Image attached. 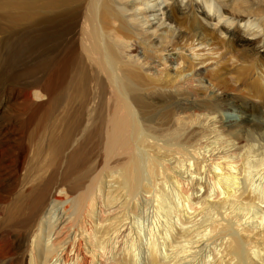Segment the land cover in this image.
Instances as JSON below:
<instances>
[{
  "label": "bare ground",
  "instance_id": "1",
  "mask_svg": "<svg viewBox=\"0 0 264 264\" xmlns=\"http://www.w3.org/2000/svg\"><path fill=\"white\" fill-rule=\"evenodd\" d=\"M81 1L73 4L78 8ZM87 1L93 5L91 14L76 9L66 33L46 15L44 33L30 42L23 34L13 37L16 49L33 58L16 77L19 87L5 100L10 108V103L22 105L25 116L0 117V260L125 264L119 258L128 255L133 264H250L258 256L256 263L264 264V210H255L264 191L251 187L263 180L264 170L250 175L246 148L252 144L243 148L234 141L224 148L218 143L245 125L256 126L255 117L241 109L231 119L222 112L224 104L206 97L205 90L201 94L174 84L168 91L155 82L164 68L175 70L172 53L136 54L131 44L122 53L118 49L120 40L140 34L135 22L148 23L155 12L156 23L146 31L159 35L148 37L149 45L161 49L168 42L175 52L184 39L182 32L174 37L183 23L174 11L182 0H171L163 9V0ZM58 2L67 4L0 0V9L9 14V21L0 19V48L12 37L15 23L37 24L41 10ZM195 2L212 14L228 10L223 0H187L185 14ZM125 11H131L128 19ZM227 12V23L241 17ZM90 37L93 47L85 43ZM43 45L47 61L41 69L36 52ZM73 52L71 84L59 88ZM212 142L216 146H206ZM148 205L158 225L153 233L148 229L153 237L143 254H135L141 230L134 218Z\"/></svg>",
  "mask_w": 264,
  "mask_h": 264
},
{
  "label": "rangeland",
  "instance_id": "2",
  "mask_svg": "<svg viewBox=\"0 0 264 264\" xmlns=\"http://www.w3.org/2000/svg\"><path fill=\"white\" fill-rule=\"evenodd\" d=\"M76 1L77 0H67L66 5H62L58 2L53 9H42L38 15L37 24L31 23L29 26H23L20 24L29 20L15 23L12 28V37L4 43L1 42L0 63L1 61L5 62L0 68V117L2 119L8 121L10 119L14 120L25 116V109L22 108V105L18 106L14 103H10V108L6 104L5 100L6 97L8 98V96L12 94V90L14 91L17 87H19L18 85L21 83H19V78L16 79V77L23 67L30 64L31 59L33 58L32 53H26L25 51L16 49L17 41H13V37L23 34L24 39L28 42L38 37L45 31L46 24L43 19L46 15H52L53 22L61 28L63 33H66L72 20V15L76 9H80L86 15L91 14L93 9L92 3H89L87 0H82L80 7L77 8L73 4V2ZM116 1L117 3H120L121 0ZM127 1L130 4H133L139 0ZM223 1L228 2V10L235 11L241 17L234 19L231 23H227L226 21L229 19L228 10H220L221 16L217 13L212 14L207 11L208 7H204V5L200 2H195L193 4V14L192 12L185 14L187 12V0H182V2L177 3V7H175L174 10L175 16L177 19L181 18L183 23L180 27L175 28L174 37L178 32H182L184 34V39L182 38L183 41L175 46L178 48H174L175 52L170 50L168 42H163V48L161 49L160 46L155 48L149 45L148 37H157L159 35V31L154 32L152 36L150 31H146V26H150V23H156L154 16H152L155 12L150 14L151 16H148V23L144 24L142 21L135 22V32H139L140 34L133 36L128 40H120L118 43V49L119 52L122 53L123 46L131 44V46L134 47L131 52L136 54L143 53L144 55L148 54L151 56L164 57L165 55H168L167 53H172L177 57L175 70L164 68L162 70V74H160L161 76L155 77V82L158 84H165L163 85V88H167L166 90L168 91L176 86L174 84H181L197 89L201 91V94H203L205 90L209 93V96L207 95L206 97L216 103L219 102L224 104L222 112L228 117L230 116L231 119V116L238 113V110L241 109L251 113L257 120V127L255 125H247L248 127L245 125L242 127V129L244 128V132H241V129L238 134H228L226 135V142L221 139L222 142L219 140L218 143H221L224 147L234 141H238L243 148L249 143L250 145L252 144V147L248 146V148H246L249 150L246 154V160H248L247 166H250L248 169L251 171L250 175H252L256 170H264V163L262 164L263 167L260 165L264 160V0ZM170 3L171 0H163L160 3V9H163V7H166ZM139 8L140 6H137L134 9L138 10ZM130 13L131 11H125L122 14L126 19H128ZM86 15L81 16L80 20H85ZM0 19L2 23L9 21V14L3 9H0ZM97 22L99 27L101 22L99 19ZM221 27H227L232 34H228V32L221 30ZM87 32L90 35L92 34V31L90 30ZM10 42H12V45L10 46L12 51L8 53L6 50L9 49ZM85 43L86 45L93 47L94 40L90 37ZM104 43L106 44V40ZM166 44L168 46L165 47ZM46 53L47 48L44 45L36 52L40 61L37 67L41 69L45 67V63L47 61V59L44 61ZM74 59L75 52H73L69 57L67 68L65 70V76L62 79L59 88L70 86L71 73L75 69ZM103 61L104 68H107L109 65L108 59L104 58ZM184 79L188 82L186 83ZM12 101L18 102V100ZM157 104L160 105V103ZM250 127L252 128L250 129ZM216 144H213L212 142L206 146L212 147L214 145L216 146ZM207 154L208 153H206V155ZM156 157H159V155ZM168 165L170 166L171 164ZM256 177L257 175H255V178ZM258 181L259 180L254 181V184ZM263 183L264 177L263 180L261 179L259 181L260 185H258V188L254 187V184L251 187L255 192L260 190L264 191ZM167 188L170 190V187ZM172 194L175 198L174 192H172ZM98 202L101 201H96L95 205H97ZM256 204L260 207V209L256 208L255 210H264V201L262 203H255V205ZM66 205H69V203H65V206ZM151 208H153L152 205H148L144 212L138 214V219L134 218V224H137L138 226L140 225L141 230L139 240L140 244H137L138 246L136 247L135 254H143V248H146L149 245V242L153 237L152 234H149L148 229L150 228L151 230L152 228L151 232L153 233L156 229V225H158L157 222H153L154 217ZM69 209L72 210V207ZM175 217L174 219L177 218ZM88 219L91 220L94 219V217L89 216ZM55 228L56 225H53L50 231L53 232ZM255 242L258 243L259 241L256 240ZM263 245L264 244H261L260 246L263 248ZM49 251L52 252L54 250L52 249ZM43 252L44 249L41 248L40 256L38 258L40 263L42 262ZM122 257H124L123 254ZM258 258L259 257L257 256L256 259H250V264H257L256 262L258 261ZM130 259L131 258L128 255L126 258H119V260L123 261L125 264H133ZM0 264H4L3 259L0 260Z\"/></svg>",
  "mask_w": 264,
  "mask_h": 264
}]
</instances>
